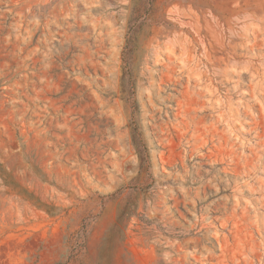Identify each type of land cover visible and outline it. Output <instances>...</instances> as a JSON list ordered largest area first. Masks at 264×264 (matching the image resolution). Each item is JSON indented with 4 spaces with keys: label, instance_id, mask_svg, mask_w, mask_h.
<instances>
[{
    "label": "rangeland",
    "instance_id": "rangeland-1",
    "mask_svg": "<svg viewBox=\"0 0 264 264\" xmlns=\"http://www.w3.org/2000/svg\"><path fill=\"white\" fill-rule=\"evenodd\" d=\"M0 264H264V0H0Z\"/></svg>",
    "mask_w": 264,
    "mask_h": 264
}]
</instances>
